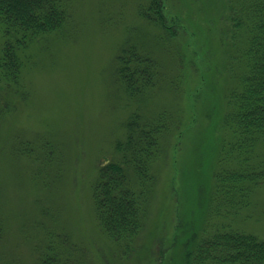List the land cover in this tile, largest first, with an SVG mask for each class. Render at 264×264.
Listing matches in <instances>:
<instances>
[{
	"label": "rangeland",
	"instance_id": "1",
	"mask_svg": "<svg viewBox=\"0 0 264 264\" xmlns=\"http://www.w3.org/2000/svg\"><path fill=\"white\" fill-rule=\"evenodd\" d=\"M65 1L66 26L26 69V98L0 117V264H35L48 229L64 264H183L175 245H185L189 227L201 234L204 226L185 202L186 186H214L210 147L232 80L227 0H164L166 25H178L164 45L155 38L162 31L138 14L140 0ZM129 43L149 50L164 79L136 92L118 81L115 55ZM132 113H161L170 127L159 139L146 219L126 245L99 227L91 187L99 166L120 158ZM188 169L200 174L185 183ZM251 202L235 224L264 237V181Z\"/></svg>",
	"mask_w": 264,
	"mask_h": 264
},
{
	"label": "trees",
	"instance_id": "2",
	"mask_svg": "<svg viewBox=\"0 0 264 264\" xmlns=\"http://www.w3.org/2000/svg\"><path fill=\"white\" fill-rule=\"evenodd\" d=\"M227 9L232 80L218 144L210 147L217 151L214 186L191 185L190 190L186 186L185 202L194 207L196 222L204 226L201 234L189 227L185 245H175L183 251V264H264V237L239 228L234 218L251 205V195L264 181V0H227ZM137 11L162 31L155 36L157 42L164 45L176 37L178 25H166L164 0H140ZM69 13L65 0H0V117L26 98V69L38 61L43 41L62 32ZM148 52L129 43L115 55L116 76L127 90L136 92L155 85L157 78L164 79L162 67ZM210 121L216 127L217 122ZM168 126L161 113L150 119L132 113L125 136L116 145L120 158L97 170L91 187L95 216L99 227L116 242L129 244L143 227L155 191L152 169L160 155L159 139ZM203 130L199 128L200 134ZM196 174H200L198 169L185 171V183ZM54 237L48 229L44 242L35 246V264H64Z\"/></svg>",
	"mask_w": 264,
	"mask_h": 264
}]
</instances>
